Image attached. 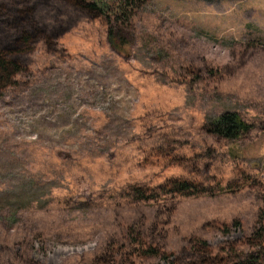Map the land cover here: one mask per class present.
Listing matches in <instances>:
<instances>
[{"label":"rangeland","instance_id":"374dc122","mask_svg":"<svg viewBox=\"0 0 264 264\" xmlns=\"http://www.w3.org/2000/svg\"><path fill=\"white\" fill-rule=\"evenodd\" d=\"M101 1L128 12L130 61L85 22L0 98V263L91 264L111 238L134 264L141 241L176 252L196 226L217 247L264 221V0ZM225 112L254 138L198 135Z\"/></svg>","mask_w":264,"mask_h":264},{"label":"trees","instance_id":"16d2710c","mask_svg":"<svg viewBox=\"0 0 264 264\" xmlns=\"http://www.w3.org/2000/svg\"><path fill=\"white\" fill-rule=\"evenodd\" d=\"M109 11L101 0H0V98L7 89L17 85L18 76L28 70L31 56L39 47L44 46L51 53H62L60 41L85 22L109 19L110 48L130 61L132 56L127 49L133 46L135 37L133 30L126 27L128 12L123 6L115 7L113 14ZM197 133L208 142H242L254 138L255 127L238 113L225 112L199 128ZM195 227H186L184 244L176 252L141 241L134 264H148L157 259L169 262L172 258L175 259L172 264H264V221L242 240L217 247L196 233ZM126 247L122 241L109 238L85 260L91 264H123ZM0 264L14 263L3 260ZM19 264L38 263L27 259Z\"/></svg>","mask_w":264,"mask_h":264}]
</instances>
